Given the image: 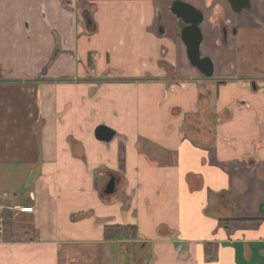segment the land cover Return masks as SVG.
<instances>
[{"label":"crops","instance_id":"obj_1","mask_svg":"<svg viewBox=\"0 0 264 264\" xmlns=\"http://www.w3.org/2000/svg\"><path fill=\"white\" fill-rule=\"evenodd\" d=\"M175 1L0 0V264H126L108 223L144 264H264V0H186L208 79Z\"/></svg>","mask_w":264,"mask_h":264},{"label":"water","instance_id":"obj_2","mask_svg":"<svg viewBox=\"0 0 264 264\" xmlns=\"http://www.w3.org/2000/svg\"><path fill=\"white\" fill-rule=\"evenodd\" d=\"M230 2L236 10H241L249 5L248 0H230ZM170 10L172 16L184 25L180 29V35L187 47V55L191 64L197 67L205 76L210 77L213 74V63L210 58L202 57L200 51L203 38L200 29V23L203 21L202 12L188 3L179 1H175ZM115 135L116 132L106 126H100L96 131L97 138L106 142H110ZM115 186L116 180L112 178L106 186L105 193H113Z\"/></svg>","mask_w":264,"mask_h":264},{"label":"flooded vegetation","instance_id":"obj_3","mask_svg":"<svg viewBox=\"0 0 264 264\" xmlns=\"http://www.w3.org/2000/svg\"><path fill=\"white\" fill-rule=\"evenodd\" d=\"M176 1H179V2H185L186 0H176ZM228 3H229V6L231 7V9L233 10L234 13L236 14H240L241 12L243 11H247V12H252L253 10V4H252V0H248L249 1V5L248 7L246 8H243L241 10H236L232 3L230 2V0H227ZM185 3H188L187 1ZM190 4V3H188ZM192 5V4H190ZM193 7H195L196 9L200 10L203 14V21L200 23V29H201V32L202 31V26H203V23L205 21V16H204V13L202 11V9H199L197 8L196 6L192 5ZM183 24L180 22V29L183 28ZM222 32L225 33V35L230 34L232 33L233 35H236V32L237 30L235 28H228L226 26H223L222 27ZM231 34V35H232ZM232 35V36H233ZM202 36H203V33H202ZM203 40V38H202ZM202 43V42H201ZM201 51V50H200ZM202 56V55H201ZM203 57V56H202ZM209 58V57H208ZM211 60V59H210ZM212 61V60H211ZM213 63V61H212ZM197 68V67H196ZM198 69V68H197ZM199 70V69H198ZM200 71V70H199ZM200 73L203 75L204 78L208 79V78H212L213 75H214V64H213V74L210 76V77H207L205 76L201 71ZM262 75L259 77L260 79H264V73L262 72L261 73ZM264 87V86H263ZM185 113L182 112V115H184ZM112 179V178H111ZM111 179H109L108 183L111 181ZM107 183V185H108ZM117 183V182H116ZM116 187V186H115ZM115 191V189H114ZM114 193V192H113ZM113 193L111 194H106L105 195H112ZM109 224V223H108ZM114 225H122L123 228L121 230V232L119 233V235H117L115 238L113 239H107V240H117V239H120L122 240L121 242H119V249L123 250L124 252L127 253V257L126 259L129 261H133V263L135 264V262L137 261H140V264H144L146 261H148L150 258V249L148 248L147 244L146 243H138V238H136V227L135 225H130V224H114ZM124 237V238H123ZM127 260H126V264L127 263Z\"/></svg>","mask_w":264,"mask_h":264},{"label":"trees","instance_id":"obj_4","mask_svg":"<svg viewBox=\"0 0 264 264\" xmlns=\"http://www.w3.org/2000/svg\"><path fill=\"white\" fill-rule=\"evenodd\" d=\"M58 52V51H57ZM122 225L106 224L104 226V237L105 239H113L121 232Z\"/></svg>","mask_w":264,"mask_h":264},{"label":"rangeland","instance_id":"obj_5","mask_svg":"<svg viewBox=\"0 0 264 264\" xmlns=\"http://www.w3.org/2000/svg\"><path fill=\"white\" fill-rule=\"evenodd\" d=\"M2 208H3V207L1 206V207H0V209L2 210ZM20 209H21V208H19V210H20ZM1 210H0V211H1ZM0 213H1V212H0ZM0 218L2 219V217H1V216H0ZM1 228H2V227H1ZM116 260L120 261V258H119V256H116ZM61 264H62V263H61Z\"/></svg>","mask_w":264,"mask_h":264},{"label":"built area","instance_id":"obj_6","mask_svg":"<svg viewBox=\"0 0 264 264\" xmlns=\"http://www.w3.org/2000/svg\"><path fill=\"white\" fill-rule=\"evenodd\" d=\"M2 225L0 224V229H1Z\"/></svg>","mask_w":264,"mask_h":264}]
</instances>
